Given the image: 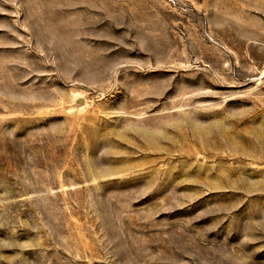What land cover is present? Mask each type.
I'll use <instances>...</instances> for the list:
<instances>
[{
	"label": "rangeland",
	"instance_id": "obj_1",
	"mask_svg": "<svg viewBox=\"0 0 264 264\" xmlns=\"http://www.w3.org/2000/svg\"><path fill=\"white\" fill-rule=\"evenodd\" d=\"M0 264H264V0H0Z\"/></svg>",
	"mask_w": 264,
	"mask_h": 264
}]
</instances>
